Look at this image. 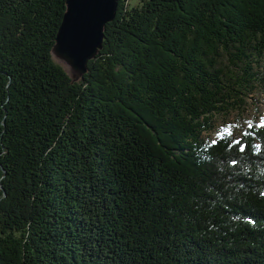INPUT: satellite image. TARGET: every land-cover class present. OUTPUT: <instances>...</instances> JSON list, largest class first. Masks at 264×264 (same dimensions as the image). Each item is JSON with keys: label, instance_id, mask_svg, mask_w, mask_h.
I'll use <instances>...</instances> for the list:
<instances>
[{"label": "trees", "instance_id": "1", "mask_svg": "<svg viewBox=\"0 0 264 264\" xmlns=\"http://www.w3.org/2000/svg\"><path fill=\"white\" fill-rule=\"evenodd\" d=\"M66 7L0 0V264H264V125L209 137L264 85V0H119L79 79Z\"/></svg>", "mask_w": 264, "mask_h": 264}, {"label": "water", "instance_id": "2", "mask_svg": "<svg viewBox=\"0 0 264 264\" xmlns=\"http://www.w3.org/2000/svg\"><path fill=\"white\" fill-rule=\"evenodd\" d=\"M119 0H66L54 56L82 77L103 48L105 25L114 20Z\"/></svg>", "mask_w": 264, "mask_h": 264}, {"label": "rangeland", "instance_id": "3", "mask_svg": "<svg viewBox=\"0 0 264 264\" xmlns=\"http://www.w3.org/2000/svg\"><path fill=\"white\" fill-rule=\"evenodd\" d=\"M59 61L65 66L66 70L73 78H80L78 73L72 71V69L61 60ZM250 125H264V85L254 91L250 99H248L247 106L244 108L243 112L232 111L227 116H218L217 128L209 137L214 140L220 133L230 131L233 132L235 138H239Z\"/></svg>", "mask_w": 264, "mask_h": 264}, {"label": "snow or ice", "instance_id": "4", "mask_svg": "<svg viewBox=\"0 0 264 264\" xmlns=\"http://www.w3.org/2000/svg\"><path fill=\"white\" fill-rule=\"evenodd\" d=\"M251 126V125H250ZM239 143V142H238ZM243 151V149H241Z\"/></svg>", "mask_w": 264, "mask_h": 264}]
</instances>
